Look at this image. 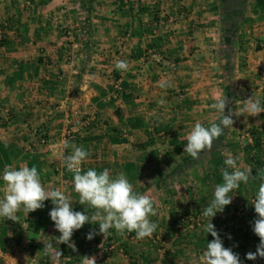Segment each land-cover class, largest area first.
Segmentation results:
<instances>
[{
  "label": "crops",
  "instance_id": "crops-1",
  "mask_svg": "<svg viewBox=\"0 0 264 264\" xmlns=\"http://www.w3.org/2000/svg\"><path fill=\"white\" fill-rule=\"evenodd\" d=\"M83 4L0 0V199L4 167L27 164L37 168L46 190L60 189L72 206L80 204L73 173L56 165L71 151L62 147L63 118L92 112L99 125L77 130L69 140L90 153L82 169H108L113 177L123 172L135 191L153 198L157 214L150 220L158 228L151 239L139 240L114 228L106 238L73 234L78 251L67 246L73 264L84 256L96 257V264H204L213 239L204 230L208 222L189 229L177 222L178 213L207 206L223 183L229 154L256 176L230 195L255 197L264 182V113L241 112L242 100L251 96L264 105V0H244L238 26L229 28L236 36L230 107L236 123L224 130L220 147L198 160L184 152L185 138L198 121L216 123L219 113L210 105L223 95L216 0H93L89 13ZM117 60L127 61L128 70L116 69ZM169 62L174 68L162 74ZM163 82L171 86L162 88ZM114 84L116 99L109 96ZM40 136L56 142L54 152H47ZM52 207L46 200L43 209L28 214L21 208L17 221L0 217V250L16 259L54 257L43 251L50 240L59 243L48 215ZM255 219L248 216L245 232L222 238L242 264H264V258L245 259L259 244ZM90 225L99 232L98 224ZM24 238L32 248L20 247Z\"/></svg>",
  "mask_w": 264,
  "mask_h": 264
},
{
  "label": "clouds",
  "instance_id": "clouds-1",
  "mask_svg": "<svg viewBox=\"0 0 264 264\" xmlns=\"http://www.w3.org/2000/svg\"><path fill=\"white\" fill-rule=\"evenodd\" d=\"M115 67L127 71L128 62L117 60ZM170 86V82L161 83L162 88ZM158 103L164 104L166 101L161 99ZM230 103L226 95H220L210 105L211 109L220 113L219 122L206 127L198 121L187 134L184 152L193 160L200 159L202 152L211 151L214 142L224 134L226 128H233L236 121L233 119L235 115L229 107ZM241 112L255 117L264 113V105L259 99L251 96L242 100ZM62 147L64 150L71 149L70 154L65 155L63 159L66 168L73 173L74 191L79 196V203L87 204L94 209V213L89 216L84 211H74L73 203L64 191L46 190L37 168L24 164L18 170L11 165L4 167L2 180L5 184V194L0 199V217L17 221L16 213L21 208L28 214L43 209L44 202L50 200L53 207L48 215L60 233L59 237L54 239L59 245L66 244L73 252L78 250L72 236L86 223L99 225V232L90 230L86 235L87 240H92L98 234L106 238L110 235L109 230L113 228L120 234L126 231L134 232L137 239L153 235L158 223L150 220L151 216L157 214L152 197L135 191L123 172L113 177L108 169L101 172L95 169L83 170L82 164L90 153L82 145L78 146L65 139L62 141ZM224 164L226 167L222 170L223 183L216 185L213 199L202 210V216L210 218L204 230L213 238L207 243L206 251L203 253L204 264H242L240 256L232 248L224 246L219 232L211 221L218 212L222 213L224 208L232 203L233 195L230 193L238 189L241 183L248 184L250 179H256V176L252 174L250 168L241 170L237 159L231 154L224 160ZM259 174L264 180V169L259 170ZM252 206L257 217L252 221V231L259 238V244L255 252L246 253L245 259L249 261H254L257 257L264 258V182L260 183ZM228 239H231V236H228ZM43 251L46 255L54 253L53 258L57 264L63 257V253L59 248H54L51 240L43 246ZM80 261L81 264H96V257L84 256L80 257Z\"/></svg>",
  "mask_w": 264,
  "mask_h": 264
},
{
  "label": "built area",
  "instance_id": "built-area-1",
  "mask_svg": "<svg viewBox=\"0 0 264 264\" xmlns=\"http://www.w3.org/2000/svg\"><path fill=\"white\" fill-rule=\"evenodd\" d=\"M2 38V31L0 29V40ZM174 68L173 63H167L164 69L161 71L163 74L166 71H171ZM119 86L114 84L109 94L110 98L116 99L118 97ZM63 124V139L75 140V133L77 130H89L91 126L98 124L99 121L94 113L89 114H77L72 112L67 114L62 121ZM39 142L42 143L47 152H54L57 144L54 141L47 140L44 137H39ZM64 157L61 156L59 164L56 165V170L64 169L70 172L64 163ZM255 197H248L246 199H240L233 197L232 203L224 208L222 213L218 212L212 221L217 225L216 230L220 234V238H226L229 236L231 231L245 232L248 227L247 218L252 213L254 217V207L252 206ZM235 205V206H234ZM177 222L184 224L189 229H199L203 226L206 219L202 216V210L194 209L193 207L187 206L181 210L176 216ZM126 236L130 240H139L136 238L134 232L129 233L126 231ZM148 237L147 239H151ZM22 249H28L33 247V241L29 238H24L20 242ZM114 245L111 243L108 249L113 248ZM0 264H57L54 258H27V259H16L9 254V252H2L0 250ZM58 264H73V260L70 256H63Z\"/></svg>",
  "mask_w": 264,
  "mask_h": 264
},
{
  "label": "trees",
  "instance_id": "trees-1",
  "mask_svg": "<svg viewBox=\"0 0 264 264\" xmlns=\"http://www.w3.org/2000/svg\"><path fill=\"white\" fill-rule=\"evenodd\" d=\"M93 0H80V4L85 8L86 13H89L91 10V3ZM217 2V12L220 18V28H221V35H220V48L218 50V57L221 59V72H222V79H223V95H226L228 99L231 101L229 107L236 97L235 87L231 80L232 77V65L231 59L233 53V48L235 47L236 36L235 33H231L230 29L231 26L237 27L238 22L243 15V7H244V0H216ZM237 24V25H236ZM1 43V40H0ZM231 54V55H230ZM219 113V112H218ZM220 113L217 117L216 123L219 122ZM222 136L214 142V147L211 149L214 150L220 147L222 143ZM206 152H202L204 155ZM74 211L85 212V214L91 216L94 213V209L88 206L87 204L81 205L78 204L77 206H73ZM91 230L90 223H86L81 229L76 230L74 235L76 237L87 235V233ZM58 248L63 253V256H71L68 252V248L66 244L58 243ZM72 257V256H71Z\"/></svg>",
  "mask_w": 264,
  "mask_h": 264
},
{
  "label": "rangeland",
  "instance_id": "rangeland-1",
  "mask_svg": "<svg viewBox=\"0 0 264 264\" xmlns=\"http://www.w3.org/2000/svg\"><path fill=\"white\" fill-rule=\"evenodd\" d=\"M234 206H235V205H234ZM199 210H203V209H199ZM249 216H253V217H254V214L251 213ZM254 218H257V217H254ZM208 220H209V219H206V220H205V223H207ZM211 222L214 224L215 229H216V226H217V225H216L213 221H211ZM203 224H204V223H203ZM202 227H203V226H202ZM202 227H201V228H202ZM201 228H199V229H201ZM232 232H234V231H231V233H232ZM29 236L32 237L33 234H29ZM52 243H54V246L57 247V244H58L57 242L54 241V242H52ZM70 257H71V256H70Z\"/></svg>",
  "mask_w": 264,
  "mask_h": 264
}]
</instances>
